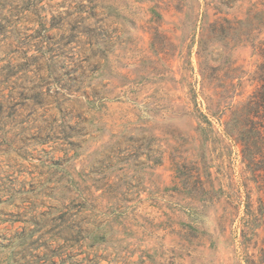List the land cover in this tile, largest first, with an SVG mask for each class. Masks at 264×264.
<instances>
[{
  "label": "rangeland",
  "instance_id": "rangeland-1",
  "mask_svg": "<svg viewBox=\"0 0 264 264\" xmlns=\"http://www.w3.org/2000/svg\"><path fill=\"white\" fill-rule=\"evenodd\" d=\"M263 84L264 0H0V264L258 261Z\"/></svg>",
  "mask_w": 264,
  "mask_h": 264
},
{
  "label": "trees",
  "instance_id": "trees-1",
  "mask_svg": "<svg viewBox=\"0 0 264 264\" xmlns=\"http://www.w3.org/2000/svg\"><path fill=\"white\" fill-rule=\"evenodd\" d=\"M231 120L227 123V126L231 125L226 129L227 134L242 146L243 162L250 174L249 182L256 184V190L258 191L257 201L255 202L253 200L254 189L247 186V219L242 239L245 248L247 241L252 236H256V230L264 227V84L249 97L242 107H237L232 111ZM205 121L209 127L212 126V123L206 117ZM255 203H258V205L255 206ZM249 234H252V236L250 237ZM245 261L246 264H264V245L260 250L258 261L255 260L254 256L247 253Z\"/></svg>",
  "mask_w": 264,
  "mask_h": 264
}]
</instances>
